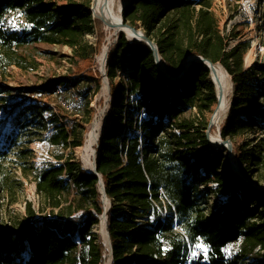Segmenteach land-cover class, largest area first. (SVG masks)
<instances>
[{
  "label": "trees",
  "instance_id": "obj_1",
  "mask_svg": "<svg viewBox=\"0 0 264 264\" xmlns=\"http://www.w3.org/2000/svg\"><path fill=\"white\" fill-rule=\"evenodd\" d=\"M9 12L22 13L27 23L21 33L8 34L0 28V53H6L9 65L17 64L15 50L24 45L68 46L74 53L76 77L71 75L59 84L77 82L79 75L87 72L96 78L100 90L102 78L90 69L100 47L85 38L97 31L101 42L103 24L93 18L89 0L64 7L47 0H0V23ZM122 17L124 24L141 27L157 45L174 81L156 65L147 43H132L119 34L108 60L112 101L107 120L115 114L129 127L105 125L96 160L112 202L107 213L112 264H185L190 249L196 250L199 242L208 248V256L192 264H264V191L247 181L264 187V82L260 91H255L256 81L251 78L256 71L264 80V63L247 70V49L223 43L211 0H130ZM189 56L220 62L231 76L233 101L220 134L224 141H231L243 177L233 173L226 148L213 147L202 132L194 141L193 124L181 119L198 102L208 110L218 102L204 63L192 62L180 77ZM116 68L126 75V85L119 91L114 85ZM58 109L64 114L62 107ZM24 125L30 127L29 122ZM134 125L152 141L167 129H178L179 133L172 135L175 149L169 159L181 162V168L168 166L164 154L150 146L141 149L139 136L131 134ZM249 134L253 137L243 154L237 139ZM48 142L71 150L62 164L51 165L36 178L51 218L36 225L27 219L21 230L0 234V264H105L106 248L93 232L104 213L99 177L87 172L72 152L83 146V135L74 124L57 121ZM7 155V148H0V158ZM212 183L228 202L220 215L207 217L196 192L199 186ZM71 186L75 196L64 205L59 198ZM28 210L32 214L30 207ZM229 245H239L238 250L229 252ZM25 250L26 260H17Z\"/></svg>",
  "mask_w": 264,
  "mask_h": 264
},
{
  "label": "rangeland",
  "instance_id": "obj_2",
  "mask_svg": "<svg viewBox=\"0 0 264 264\" xmlns=\"http://www.w3.org/2000/svg\"><path fill=\"white\" fill-rule=\"evenodd\" d=\"M47 1L56 4L58 7H64L70 3H80L88 0ZM209 1L205 0V3ZM263 2L264 0H211V12L216 22L218 35L223 43L229 45L230 48L239 45L242 49H247L244 55V67L247 70L264 63ZM89 3L93 18L103 24L104 38L101 42H99L97 31L86 35L85 38L94 47L97 45L100 47L97 53L93 54V65L90 68L93 72H98L102 78L99 91L96 89V78L87 72L80 74L77 82L59 84L60 81H65L64 78L68 79L71 75L73 78L76 77L73 74L77 68L76 61L73 59L74 53L68 46L46 43L24 45L15 50L16 56L14 54V58L18 62L12 65H9V58L6 53H0V97L5 99L0 101V148H7L8 151L7 157L0 158V234L21 230L27 219L31 224L36 225L46 218H51V209L42 194L37 190L36 178L39 173L48 169L51 165L62 164L71 153L70 149L55 147L48 142L51 133L55 131L57 121L59 124H66L67 122L74 124L79 135H83L85 140L83 146L72 151L83 167L82 157L84 152L82 148L86 144L89 128L96 119L102 121L99 138L105 125L111 128H123L124 130L129 127L125 122L120 123L118 116L115 114H112L107 120L112 101L110 88L109 93L106 95L102 93V90L105 81L107 80L108 83L111 81L108 78L109 66L106 65V72L103 74L97 63L99 54L106 46L107 25L102 19L96 17L94 0H89ZM199 7L197 6V9ZM26 27L27 23L20 12H9L0 23L2 31L8 34L21 33ZM134 29L143 31L141 27ZM116 44L112 46L110 51ZM187 59L183 65H185ZM217 63L221 65L220 62ZM251 78L256 81L255 91H260L259 85L264 82L263 78L256 71ZM210 80L212 81L211 75ZM114 85L119 91L125 87L126 79L122 75L117 76L114 79ZM33 91H41L42 93L39 94ZM41 96L42 98H38ZM117 97H120V94ZM126 99H128V96H126ZM200 103L195 104L196 106H193L181 116V119H185L191 125L193 124L194 127L191 131L194 141L197 139L195 136L200 132L206 135L212 115L217 107L216 105L208 110ZM59 106L63 108L64 114L59 111ZM91 118L92 122L88 123ZM19 121L20 124H18ZM28 122L30 127L26 128L24 124ZM206 123H208V126L205 130L204 125ZM3 124H5L4 128ZM221 126L215 127L213 125L210 130L211 135L219 134ZM178 133V129H167L152 141L136 125L131 130V134L139 136L141 149L150 146L164 154L168 166H171V168H181V162L175 163L169 159L170 153L175 149V141L172 135ZM252 137L253 135L249 134L237 139L243 146V154L247 153L245 145ZM99 138L93 144L96 155L98 154ZM232 158L238 166L234 155H232ZM215 188L216 184L212 183L207 186H199L196 192V197L204 207L207 217L220 215L224 204L228 202V197L218 193ZM74 196L75 190L71 186L59 199L64 205H67V201L73 200ZM29 207L32 214L28 210ZM98 231L97 225L93 228V232L102 239ZM195 246L196 250L207 251L208 249L201 242ZM238 246L229 245L227 250L235 252L238 250ZM27 253L28 251L25 250L18 256L17 260L20 257L26 260Z\"/></svg>",
  "mask_w": 264,
  "mask_h": 264
},
{
  "label": "bare ground",
  "instance_id": "obj_3",
  "mask_svg": "<svg viewBox=\"0 0 264 264\" xmlns=\"http://www.w3.org/2000/svg\"><path fill=\"white\" fill-rule=\"evenodd\" d=\"M130 0H94V11L96 17L102 19L107 25V39L112 44L115 41L118 34L122 31L129 41L138 42L142 34L139 30L134 29L132 31L123 30L122 26H120V22L122 19V11L127 7V3ZM113 46V45H112ZM110 47V50L112 48ZM108 49V50H107ZM109 53V47H104L101 53L98 56V68L102 73L106 72V60ZM211 69V78L215 84L217 95L220 99V103L217 102L216 109H219L218 114L212 115V123L215 127H220L224 120L227 119L229 114V107L232 100V79L230 74L226 71V69L221 66L219 63L209 64ZM103 94L109 93L108 81L106 80L102 90ZM102 121H98L96 119L89 128L87 141L85 146L82 148L84 152L82 161L84 163V167L88 171H93L94 169V159L95 152L93 150V144H95L98 140L99 134L102 129ZM213 143H219L221 138L219 134L211 135L210 137ZM92 154V155H91ZM105 205L109 206L110 200L108 197H104ZM99 234L104 239L105 248H106V257L107 259H111V248L109 245V240L107 237V231L105 228V216L101 217V222L98 224ZM106 261V263L108 262Z\"/></svg>",
  "mask_w": 264,
  "mask_h": 264
},
{
  "label": "water",
  "instance_id": "obj_4",
  "mask_svg": "<svg viewBox=\"0 0 264 264\" xmlns=\"http://www.w3.org/2000/svg\"><path fill=\"white\" fill-rule=\"evenodd\" d=\"M129 2H130V1H128V3H129ZM128 3H127V4H128ZM124 9H125V8H124ZM124 9H123V10H124ZM122 12H123V11H122ZM120 26H122L123 30H128V31H132V30H134V28H132L131 26H128V25L124 24L123 17H122V19H121ZM139 31L141 32L142 37H141V39H140L138 42H145V43H147V44L153 49V51H154V57H155V61H156V65L161 69L162 73H163L165 76L169 77L171 80L174 81V78L171 77L170 75H168L167 72H166V69H165V66H164V64H163V62H162V58H161V56H160V54H159V51H158V47H157V45H156L154 42H152L151 40H149V39L146 37L145 33H144L142 30H139ZM120 33L123 34V35L125 36V38L128 40V38L126 37V35H125L122 31H121ZM120 33H119V34H120ZM118 39H119V36H118ZM130 42H131V41H130ZM192 62H201V63H204V64L206 65L207 69H209V71H210V73H211V69H210V67H209V64L211 63L210 61H208V60H206V59H204V58H202V57H200V56H189L188 59H187V61H186V63H185V65H184V71L181 73L180 77L183 76V75L186 73L187 69L189 68V66H190V64H191ZM211 64H212V63H211ZM213 64H216V63H213ZM103 74H105V73H103ZM213 84H214V82H213ZM214 85H215V84H214ZM108 86H109V83H108ZM232 90H233V83H232ZM215 92H216V88H215ZM216 97H217V99H218V104H219V103H220V99H219V97H218V95H217V92H216ZM232 101H233V99L231 100V104H230L229 109L231 108ZM218 112H219V109H215V110H214V113H213V117H214V115L218 114ZM227 118H228V117H227ZM212 126H213V123H212V118H211L210 126H209V128H208V130H207V132H206V138H207V140H208L209 143H210L213 147H215V148L224 147V148L227 149L228 158L230 157V159H231V161L229 162V164H230V167H231L233 173H235L236 175H238V176H240V177H243V175H242V173H241V170H240L239 166H237V165L235 164V162H234V160H233V158H232V155H233V152H232L233 145H232L231 141H228V140L224 141V140L221 138L220 130H219V136H220V138H221L220 142H219V143H213V142L211 141V139H210V137H211V131H210V130H211ZM98 138H99V137H98ZM97 157H98V154L95 156V159H94V169H93V171H88L85 167H83V168H84L87 172L93 173V174H95V175H97V176L99 177V184H98V187H99V191H100V193H101V195H102V202H103V204H104V213H103L102 216H105V228H106V231H107V221H108L107 213H108V211L110 210L112 203L110 202L109 206H107V205H105L106 203L104 202V197H108V196H107V194H106V192H105V187H104V182H103V180H102V176H101L100 174H98V172H97V166H96V160H97ZM83 164H84V163H83ZM245 179H246V178H245ZM246 180H247V179H246ZM247 181H248V182H249V183H250L255 189H258V190H260V191H264V187H259V186L255 185L254 183H252L250 180H247ZM102 216H101V217H102ZM101 217H100V222H101ZM101 237H102V236H101ZM107 237H108L109 245H110V248H111V259L108 260L107 264H112V262H113V249H112V244H111V240H110V237H109V233H108V231H107ZM102 242H103V245L105 246V243H104V239H103V238H102Z\"/></svg>",
  "mask_w": 264,
  "mask_h": 264
},
{
  "label": "built area",
  "instance_id": "obj_5",
  "mask_svg": "<svg viewBox=\"0 0 264 264\" xmlns=\"http://www.w3.org/2000/svg\"><path fill=\"white\" fill-rule=\"evenodd\" d=\"M118 36H119V34H118ZM118 36L116 37L115 41H113L112 44L110 43V41H109L108 39H106V47H109V53H108V56H107L106 65L108 64L109 55H110V53H111V51H110V47H111L112 45H114L115 43H117V41H118ZM107 50H108V49H107ZM116 71H117V76H118V77H120V76L122 75L123 78L126 79V75H123V74H122L123 72L121 71V69L116 68ZM201 256L203 257L204 260L207 259V256H208V250H207V251H206V250H205V251H204V250H194V251H192V250L190 249V251H189V257H190V258L188 259V261H187L185 264H192L193 262H197ZM204 260H203V261H204Z\"/></svg>",
  "mask_w": 264,
  "mask_h": 264
}]
</instances>
